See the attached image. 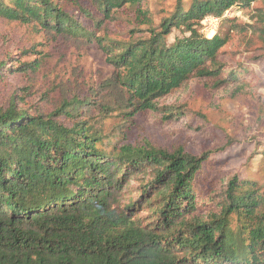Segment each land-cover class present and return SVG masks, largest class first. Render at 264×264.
<instances>
[{"label": "trees", "instance_id": "1", "mask_svg": "<svg viewBox=\"0 0 264 264\" xmlns=\"http://www.w3.org/2000/svg\"><path fill=\"white\" fill-rule=\"evenodd\" d=\"M143 1L0 0V18L77 48L97 43L116 68L86 95V86L68 83L51 113L19 109L17 94L0 108V264H264V186L256 175L229 173L217 151L126 143L137 115H158L164 126L184 121L183 108L161 100L193 79L210 91L252 87L247 69L221 56L233 34L264 38V0H175L156 28L138 10ZM257 3L253 24L226 16ZM125 7L153 27L149 37L100 36ZM207 17L219 19L213 37L202 32ZM175 31L183 37L170 43ZM7 59L19 72L39 69ZM141 173L149 178L135 200L127 185Z\"/></svg>", "mask_w": 264, "mask_h": 264}, {"label": "rangeland", "instance_id": "2", "mask_svg": "<svg viewBox=\"0 0 264 264\" xmlns=\"http://www.w3.org/2000/svg\"><path fill=\"white\" fill-rule=\"evenodd\" d=\"M174 3L175 0H144L138 10L148 11L156 28ZM262 7L257 3L249 10L231 9L227 16L236 18L237 24H253L255 8ZM138 10L133 7L120 10L100 36L117 42L149 37L153 27L142 23L144 19ZM202 26L205 35L211 31L214 36L219 23L216 29L209 21ZM177 37L183 35L175 31L169 38L170 43ZM9 56H15L22 63L36 61L39 69L25 73L16 71L14 68L19 65L7 59ZM221 60L234 68H246L247 82L253 83L252 87L239 92V87L232 84L210 91L206 81L193 79L161 100L162 106L183 108L188 114L184 121L164 126L158 121V115H137L138 127L131 131L126 143L170 151L183 148L193 155L217 151L214 156L228 158L225 170L229 173L254 174L264 186V159L258 146L264 143V38L252 33L233 34L222 49ZM0 63L10 68L0 83V108L8 107L10 99L17 94L16 106L32 114L53 112L68 83L75 81L76 85L86 86L83 89L86 95L89 85L96 87L116 70L97 43L77 48L71 41L44 35L36 26L3 18H0ZM144 178L149 175L141 173L127 185L135 200ZM142 210H138V216H147L148 212Z\"/></svg>", "mask_w": 264, "mask_h": 264}, {"label": "built area", "instance_id": "3", "mask_svg": "<svg viewBox=\"0 0 264 264\" xmlns=\"http://www.w3.org/2000/svg\"><path fill=\"white\" fill-rule=\"evenodd\" d=\"M229 12H230V11H227L226 16L229 15ZM208 21L214 23V27H215V29H216V27L218 26V23H219V19L214 18V17H207V18L205 19L204 23H206V22H208ZM213 31H215V30H213ZM210 32H211V31H210ZM208 36H209V35H208Z\"/></svg>", "mask_w": 264, "mask_h": 264}, {"label": "bare ground", "instance_id": "4", "mask_svg": "<svg viewBox=\"0 0 264 264\" xmlns=\"http://www.w3.org/2000/svg\"><path fill=\"white\" fill-rule=\"evenodd\" d=\"M210 33H211V34H209V35H210V36H212L214 32H213V33H212V32H210Z\"/></svg>", "mask_w": 264, "mask_h": 264}]
</instances>
